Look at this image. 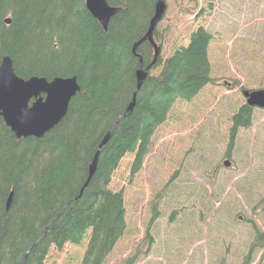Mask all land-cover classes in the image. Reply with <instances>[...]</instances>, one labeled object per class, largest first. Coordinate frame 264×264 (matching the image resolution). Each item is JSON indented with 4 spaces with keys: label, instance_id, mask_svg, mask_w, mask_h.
<instances>
[{
    "label": "trees",
    "instance_id": "obj_1",
    "mask_svg": "<svg viewBox=\"0 0 264 264\" xmlns=\"http://www.w3.org/2000/svg\"><path fill=\"white\" fill-rule=\"evenodd\" d=\"M156 1L107 0L120 10L104 30L85 0H0V61L8 55L15 74L23 78L76 76L80 86L63 119L40 138H16L0 117V264H43L50 247L80 244L87 233L81 264H103L124 233L123 193L108 186L114 170L122 157L133 154L136 171L173 103L192 99L210 81L212 34L198 27L187 45L164 60L157 58L159 72L147 75L132 110L125 111L137 69L152 60L149 41L135 51L133 46L146 32ZM157 36L155 29L159 43ZM251 113L243 104L233 115L230 142L238 127L250 124ZM263 244L264 232L256 229L243 264H250L253 247Z\"/></svg>",
    "mask_w": 264,
    "mask_h": 264
},
{
    "label": "rangeland",
    "instance_id": "obj_2",
    "mask_svg": "<svg viewBox=\"0 0 264 264\" xmlns=\"http://www.w3.org/2000/svg\"><path fill=\"white\" fill-rule=\"evenodd\" d=\"M166 4L160 57L208 29L210 81L174 102L136 171L133 154L114 170L108 186L123 193L126 228L103 264H243L256 229L264 232V110L253 108L232 143L230 128L246 102L241 90L264 88V0ZM88 234L50 247L43 264H81ZM251 257L264 264V244Z\"/></svg>",
    "mask_w": 264,
    "mask_h": 264
},
{
    "label": "water",
    "instance_id": "obj_3",
    "mask_svg": "<svg viewBox=\"0 0 264 264\" xmlns=\"http://www.w3.org/2000/svg\"><path fill=\"white\" fill-rule=\"evenodd\" d=\"M165 1L166 0L156 1L154 12L146 32L133 46V51H135L136 47H138L141 42L148 40L153 46V57L149 64L137 69L135 89L125 111L132 110L137 91L160 53V46L153 40V30L165 13ZM85 6L103 29H107L109 19L120 10V7L109 5L107 0H85ZM9 22L10 18H5V23ZM140 62H142L141 59ZM79 90L80 86L76 76H54L50 79H46L43 76L33 75L23 78L15 74L12 67V60L8 55L1 58L0 117H2L3 121L16 138H26L29 136L36 138L42 137L63 119L67 112L70 99ZM242 94L246 98V103L249 106L264 108V89H244ZM125 111L122 112L121 116H124ZM115 124L116 122H114L113 126H115ZM111 132V129L108 130L100 141L89 165L88 176L84 186L93 175L101 147L108 141ZM11 197L12 191H10L6 200V210L10 207ZM65 207L66 206L62 208L57 216L63 212ZM26 255L27 253L24 255V259Z\"/></svg>",
    "mask_w": 264,
    "mask_h": 264
},
{
    "label": "bare ground",
    "instance_id": "obj_4",
    "mask_svg": "<svg viewBox=\"0 0 264 264\" xmlns=\"http://www.w3.org/2000/svg\"><path fill=\"white\" fill-rule=\"evenodd\" d=\"M69 15V14H68ZM86 182V181H85ZM89 182V181H88ZM85 184V183H84Z\"/></svg>",
    "mask_w": 264,
    "mask_h": 264
}]
</instances>
